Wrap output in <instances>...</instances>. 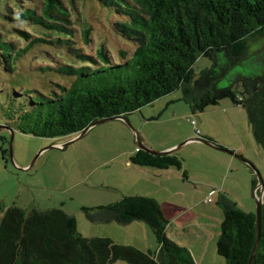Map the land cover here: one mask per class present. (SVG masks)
Masks as SVG:
<instances>
[{"label":"trees","instance_id":"16d2710c","mask_svg":"<svg viewBox=\"0 0 264 264\" xmlns=\"http://www.w3.org/2000/svg\"><path fill=\"white\" fill-rule=\"evenodd\" d=\"M91 1L131 50L114 52L105 41L96 42L93 25L76 21L66 0H0V124L36 136L72 138L97 120L127 116L181 90L194 113L224 99L244 106L264 150V56L248 53L249 39L264 36V0ZM14 31L24 46L13 39ZM49 48L58 56L51 53L50 61L32 65V58ZM200 56L212 64L196 76L193 65ZM252 62L261 64L259 72L240 70ZM130 160L155 168L183 163L175 151L143 148ZM217 202L223 208L217 252L226 264H248L258 236L257 214L226 194ZM83 209L93 219V208ZM96 209L108 222L147 223L156 249L83 236L75 216L62 208L27 212L0 203V264H196L187 247L167 236L168 220L156 199L123 196ZM251 264H264V202Z\"/></svg>","mask_w":264,"mask_h":264},{"label":"rangeland","instance_id":"374dc122","mask_svg":"<svg viewBox=\"0 0 264 264\" xmlns=\"http://www.w3.org/2000/svg\"><path fill=\"white\" fill-rule=\"evenodd\" d=\"M66 1L71 7L73 18L76 21L81 24L93 25L96 42L105 41L114 52L120 47L132 49L112 30L110 22L100 13L98 7L91 0ZM17 35L14 31L13 39L19 45L24 46L25 41L18 38ZM51 53L58 56V52L50 48L46 55L38 52L32 58V65L50 61ZM248 53H260L264 56V36L249 39ZM256 60L259 61L258 56H256ZM211 64L212 61L208 57L200 56L193 65L195 75L197 76L202 69L211 66ZM261 68V64L252 62L243 65L240 70L246 73L250 71L259 72ZM2 81L0 78V83ZM181 97V90H175L141 106L138 110L125 116V119L116 118L96 124L83 136L71 141H69L70 138L36 136L18 130H14V137L11 141V131L7 128H0V136L5 138L4 141L0 139V203L6 208L16 205L27 212L33 208H62L70 214H76L74 216L78 222L77 229L83 236L90 237L87 236L90 234L104 237L114 235L123 240V243L120 242V244L137 248H139L138 246L146 248L148 246L146 239L151 238L152 244L156 246L155 235L147 223L140 220L127 224L116 222L92 223L81 206H89L87 208L96 210L97 207L91 206H96L97 202L102 200V196L118 194L117 191L109 187L114 181L119 182L121 188L128 192V194H124L125 196L135 195V193H131L132 185L130 183L135 177L129 175L127 171L120 173V170L125 167L126 151H130L135 145H139L135 131L140 138L143 134L154 136L153 138H162V136L177 138V145H179L182 143V138L189 134H192V137L198 136L193 123V119L199 121L198 115L204 116V129L209 132L212 136L211 139L216 144L228 149L230 148L226 147L227 145L232 146L234 149L230 150H236L235 152H238L236 146H242L244 153L241 155L244 160L239 157L235 159L246 167L244 169L250 171L252 169L250 164H253L259 171L264 183V150L254 137L248 122L246 108L234 104L229 99H224L216 106L193 113L189 104ZM175 98H180V100L168 104V110L164 109L167 101ZM183 107L187 110L185 115L182 113ZM152 115L154 118L150 119L148 116ZM242 139L245 140V145H243ZM61 143H66V145L55 146ZM204 144L206 146L202 144V147L208 148L209 146L222 151L210 144ZM2 147L7 150L5 155L2 152ZM182 153L184 154L183 165L186 164L189 168H193L191 166L194 165L205 164L206 166L214 165L217 169H221L224 163L222 159L216 160V158L213 159V157L208 156L207 151L202 148H182ZM220 153L229 154L225 151ZM152 169L155 168L152 167ZM191 173L195 178L215 183L214 186H217L216 182L221 183V179L217 175L213 176L200 169L192 170ZM225 186H232L231 179L227 180ZM234 188H236V198L239 200L238 206L246 212H257V196L251 191V186L243 183L242 186L237 185ZM121 196L123 197V195ZM213 198V203L208 202L207 199L205 201L201 199L200 205L196 209L203 214H209L212 220L214 219L213 224L217 220L220 227L223 217L217 215V209L223 211V208L215 201L217 195H214ZM212 208H215L216 211H212ZM135 223L143 225V228L132 229ZM120 227L127 228L123 232H119L116 229ZM213 231L211 229V233ZM166 234L174 240L175 236L171 231ZM216 241L217 239H208L206 242L208 262L205 264H226L225 258L217 252ZM178 244L184 246L182 245L184 243ZM111 264L131 263L126 260H117Z\"/></svg>","mask_w":264,"mask_h":264},{"label":"crops","instance_id":"0c3cea01","mask_svg":"<svg viewBox=\"0 0 264 264\" xmlns=\"http://www.w3.org/2000/svg\"><path fill=\"white\" fill-rule=\"evenodd\" d=\"M180 100V98L169 99L167 101V105L164 109H169L170 103H174L175 101ZM183 115L187 114V110L183 107ZM194 113V112H193ZM199 114V113H198ZM174 115V114H173ZM199 116V121L195 120L194 128L199 131L197 134L198 136L192 137V134H189L185 138H182V143L177 145V138H169L163 137L162 138H153L151 135L143 134L141 140L142 142L156 150H169L175 151L180 155L182 158L184 154L182 153V148H190V149H198L202 148L203 150L207 151L208 156L216 158V160L222 159L224 161L221 169H217L216 166L208 165H197L191 166L193 168H189L182 163V168L177 167H168V168H155L152 169L150 166H140L135 165L131 162L130 157L133 153L141 148L139 145H135L130 151H126V158H125V167L120 170V173L123 171H127L129 175H133L135 178L131 180V193H135V195L142 194L144 196L152 197L158 201L163 211V214L168 220V226L166 229V233L171 231L174 234V240L177 243H184L185 247H187L195 261L196 264H205L208 257L207 251V244L206 242L209 240H216L219 234V224L217 220L213 224L212 217L209 214H203L202 212H198L196 209L200 205V200L203 199L204 201L208 198H211V201L214 202V195H217L215 201L218 200L221 194H226L230 199L235 201L238 205L239 200L236 198L235 195V186L243 185L245 183L249 187L251 186V191L258 197L260 195V190L256 191L257 185L254 183V174L256 175L255 171H251L248 169H244L242 163L238 162L235 158V155L227 154L224 155L220 153L222 151H218L208 146V148L202 147L203 145L206 146L203 142L195 139L197 137H209L211 139L209 132L204 129V122L203 117ZM150 119L154 118V115L148 116ZM90 128L88 131H90ZM87 131V132H88ZM192 133V132H191ZM135 136L138 139L139 134L135 131ZM212 140V139H211ZM213 141V140H212ZM243 145H245V140H241ZM250 141V140H249ZM214 142V141H213ZM216 143V142H215ZM222 143V142H220ZM203 144V145H202ZM227 145V144H223ZM224 147V146H223ZM230 149L232 146L227 145ZM237 151L233 150L236 155L241 158L243 156L244 150L241 148L242 146H236ZM240 153V154H238ZM197 154V153H193ZM184 162V158H183ZM200 169L201 171L207 172L211 175H217L218 178L221 179L220 182H216L217 186H214L215 183L213 182H205L201 179L195 178L191 173L192 170ZM115 174V173H114ZM117 174V173H116ZM244 175V176H243ZM138 176V177H137ZM231 179L232 186L226 187L225 184L227 180ZM107 182V181H106ZM212 183V184H211ZM110 188H113L118 194L113 195H105L102 196V200L97 202L96 206L91 207H98L102 205H106L121 199V195L125 196L124 194H128L125 189H122L121 184L117 181H114L109 185ZM116 187V188H115ZM210 196V197H209ZM84 207H89L82 205L81 209L84 210ZM212 211H216L215 208L211 209ZM218 216L223 217V211L218 210ZM251 212V211H249ZM93 215V219H88L92 223H112L114 221H105L103 219V215L99 210L91 211ZM76 215V214H73ZM132 224V223H131ZM78 226V222H77ZM131 226V225H130ZM132 229L134 228H143V225L139 223H135ZM127 227H120L116 230L119 232H123V230ZM211 229H213V233H211ZM99 235V234H98ZM177 235V236H176ZM179 235V236H178ZM90 237H95V235H87ZM104 237V236H101ZM110 237L116 242L123 243V240L118 236L110 235L106 236ZM147 245L146 248H142L140 246L139 249H143L144 251H152L153 247H157L152 244L151 238L146 239ZM117 262V261H115ZM111 264V263H109Z\"/></svg>","mask_w":264,"mask_h":264},{"label":"water","instance_id":"95a60500","mask_svg":"<svg viewBox=\"0 0 264 264\" xmlns=\"http://www.w3.org/2000/svg\"><path fill=\"white\" fill-rule=\"evenodd\" d=\"M116 118H121V119H125V116H115V117H111V118H104V119H100V120H97L95 122H93L88 128H86L85 130H83L82 132L78 133L77 135H75L74 137L70 138L69 141L71 140H74V139H77L81 136H83L90 128H92L93 126H95L96 124H100V123H103V122H106V121H109V120H112V119H116ZM0 128H7L11 131L12 135H11V141L13 140V137H14V130L11 129L9 126L7 125H4V124H0ZM201 142H204V143H207V144H210L212 146H214L215 148L217 149H220L222 151H225L229 154H232V155H235L236 157H239L238 155L235 154L234 151L228 149V148H225L221 145H218L216 144L215 142L207 139V138H204V137H197L195 138ZM138 143H139V146L151 153H165V152H168L169 150H156V149H153L147 145H145L141 138L138 136ZM66 143H61V144H56L55 146H65ZM252 166V168L254 169L255 173H256V176H257V179H258V183H257V187L259 188L260 190V195L257 197V223H258V236H257V240H256V243H255V246L253 248V251L251 253V256H250V259H249V262L248 264H251L252 260H253V257H254V254H255V251L257 249V246H258V242H259V237H260V229H261V220H262V204L264 202V183H263V180H262V177L259 173V171L255 168V166L253 164H250Z\"/></svg>","mask_w":264,"mask_h":264},{"label":"built area","instance_id":"2783aa9c","mask_svg":"<svg viewBox=\"0 0 264 264\" xmlns=\"http://www.w3.org/2000/svg\"><path fill=\"white\" fill-rule=\"evenodd\" d=\"M193 123L195 124V121H193ZM197 133H199V131H198V130H197ZM257 190H259V188H258V187H256V191H257ZM207 200H208V201H211V198H208Z\"/></svg>","mask_w":264,"mask_h":264}]
</instances>
